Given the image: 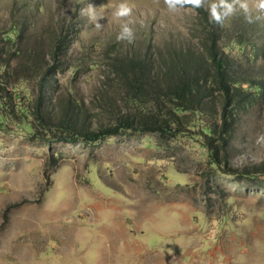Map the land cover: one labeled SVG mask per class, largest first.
I'll return each mask as SVG.
<instances>
[{"label": "rangeland", "instance_id": "1", "mask_svg": "<svg viewBox=\"0 0 264 264\" xmlns=\"http://www.w3.org/2000/svg\"><path fill=\"white\" fill-rule=\"evenodd\" d=\"M121 2L0 0V62L10 72L1 85L34 95L37 64L62 30L69 42L60 92L73 91L101 115L126 105L111 57L145 54L157 67L173 49L200 51L197 8L128 0L132 15L119 18ZM227 2L233 13L219 24L218 43L235 71L264 76V19L248 23L240 7L247 2L260 15L255 0ZM214 3L201 7L209 19ZM123 23L133 27L132 43L117 38ZM237 36L248 42L243 50ZM253 48L257 56L248 58ZM18 121L12 114L0 124V264H264V175L223 172L195 134L31 140ZM263 157L264 95L240 114L228 152L240 170Z\"/></svg>", "mask_w": 264, "mask_h": 264}, {"label": "trees", "instance_id": "2", "mask_svg": "<svg viewBox=\"0 0 264 264\" xmlns=\"http://www.w3.org/2000/svg\"><path fill=\"white\" fill-rule=\"evenodd\" d=\"M197 10L203 15L205 29L199 52L173 49L157 67L145 54L126 52L111 57L110 71L122 87L126 104L118 111L100 115L73 91L60 92L57 72L69 42L62 30L50 37L46 62L37 64L34 95L23 93L17 83L11 88L2 86L1 80L10 72L7 64L0 62V124L13 114L31 140L73 142H94L125 130L173 135L187 131L199 138L223 172L264 175V157L253 170L233 168L228 158L240 114L264 95V76L235 71L230 55L218 43L220 25L207 18L201 7ZM233 38L236 47L243 50L246 41ZM257 53L253 48L248 58H255ZM189 112L193 118L186 120Z\"/></svg>", "mask_w": 264, "mask_h": 264}, {"label": "clouds", "instance_id": "3", "mask_svg": "<svg viewBox=\"0 0 264 264\" xmlns=\"http://www.w3.org/2000/svg\"><path fill=\"white\" fill-rule=\"evenodd\" d=\"M168 8L172 11H177L179 8H183L185 5H191L195 8L203 6L204 0H164ZM255 8L261 13L253 17L249 4L243 2L240 4V7L244 11L245 20L248 23H254L258 20L264 19V0H255ZM91 7V6H90ZM132 7L129 5L128 0H122L119 6L116 9L115 15L119 18L131 17ZM233 13V7L227 2V0H219V3H214L210 8V20L222 24L224 19ZM99 27V25H97ZM118 39L127 40L129 43H132L135 34L133 27L130 26V23H123L121 31L118 34Z\"/></svg>", "mask_w": 264, "mask_h": 264}]
</instances>
